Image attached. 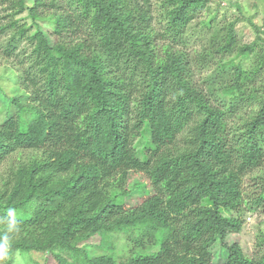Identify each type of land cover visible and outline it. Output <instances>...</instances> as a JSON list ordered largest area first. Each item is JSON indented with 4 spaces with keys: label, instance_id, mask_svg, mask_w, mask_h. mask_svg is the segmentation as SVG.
I'll return each instance as SVG.
<instances>
[{
    "label": "trees",
    "instance_id": "obj_1",
    "mask_svg": "<svg viewBox=\"0 0 264 264\" xmlns=\"http://www.w3.org/2000/svg\"><path fill=\"white\" fill-rule=\"evenodd\" d=\"M211 1L0 0L20 93L0 123L4 264H211L217 241L224 264H264V231L254 256L225 242L264 214V24L239 44L230 22L191 51ZM130 174L151 191L133 207Z\"/></svg>",
    "mask_w": 264,
    "mask_h": 264
},
{
    "label": "rangeland",
    "instance_id": "obj_2",
    "mask_svg": "<svg viewBox=\"0 0 264 264\" xmlns=\"http://www.w3.org/2000/svg\"><path fill=\"white\" fill-rule=\"evenodd\" d=\"M25 17V14L22 18ZM25 21L30 24L29 19ZM230 22H235V33L239 44H249L254 40L255 28H261L264 24V0H212L206 9L196 18L188 28V33L192 32L194 37L189 38V50H199L200 53L207 48L209 38H213ZM205 23V24H204ZM42 32L50 43L54 38L50 36V30L43 24ZM221 34V33H220ZM223 56L216 55L211 60L208 67L196 73V79L202 83L205 80L216 77V63ZM19 70L12 60H5L0 56V123H3L8 116L7 96L20 95L17 83L14 81L18 76ZM205 84V83H204ZM242 112H248L242 111ZM237 121V119H235ZM234 123V122H233ZM137 149L141 148L136 144ZM5 173L2 166L0 175ZM146 178L141 174H130L127 181V189L130 195L125 199L128 207H133L139 201L150 194V188L146 183ZM249 180H245L248 184ZM259 231H264V214L259 212H245L243 215L242 231L239 234H230L225 239L227 245L238 244L244 254L255 255V237ZM99 237H95L80 246L97 245ZM120 244V242H119ZM212 263L224 264L227 258L226 250L217 241L210 250ZM42 255L37 253L16 254L14 264H41ZM4 264V262H3Z\"/></svg>",
    "mask_w": 264,
    "mask_h": 264
},
{
    "label": "clouds",
    "instance_id": "obj_3",
    "mask_svg": "<svg viewBox=\"0 0 264 264\" xmlns=\"http://www.w3.org/2000/svg\"><path fill=\"white\" fill-rule=\"evenodd\" d=\"M8 217L10 218L8 220V229L9 231H12L16 226L14 209L8 210ZM8 243H9V238L7 235L0 238V264H3L4 260L7 258Z\"/></svg>",
    "mask_w": 264,
    "mask_h": 264
}]
</instances>
